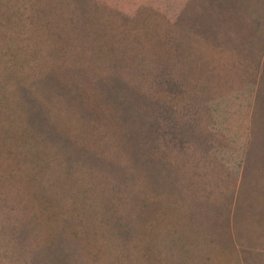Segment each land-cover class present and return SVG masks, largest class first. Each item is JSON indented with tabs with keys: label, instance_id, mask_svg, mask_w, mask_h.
<instances>
[{
	"label": "rangeland",
	"instance_id": "obj_1",
	"mask_svg": "<svg viewBox=\"0 0 264 264\" xmlns=\"http://www.w3.org/2000/svg\"><path fill=\"white\" fill-rule=\"evenodd\" d=\"M0 264H264V0H0Z\"/></svg>",
	"mask_w": 264,
	"mask_h": 264
}]
</instances>
